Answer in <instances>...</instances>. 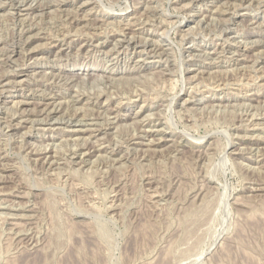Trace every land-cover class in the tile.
Instances as JSON below:
<instances>
[{
  "label": "rangeland",
  "instance_id": "374dc122",
  "mask_svg": "<svg viewBox=\"0 0 264 264\" xmlns=\"http://www.w3.org/2000/svg\"><path fill=\"white\" fill-rule=\"evenodd\" d=\"M0 264H264V0H0Z\"/></svg>",
  "mask_w": 264,
  "mask_h": 264
},
{
  "label": "bare ground",
  "instance_id": "6f19581e",
  "mask_svg": "<svg viewBox=\"0 0 264 264\" xmlns=\"http://www.w3.org/2000/svg\"><path fill=\"white\" fill-rule=\"evenodd\" d=\"M17 6V5H16ZM16 218V217H15Z\"/></svg>",
  "mask_w": 264,
  "mask_h": 264
}]
</instances>
